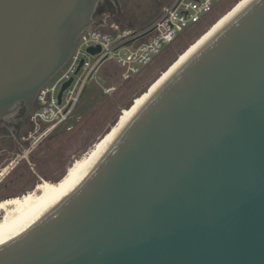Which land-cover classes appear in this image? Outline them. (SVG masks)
<instances>
[{
  "label": "water",
  "instance_id": "95a60500",
  "mask_svg": "<svg viewBox=\"0 0 264 264\" xmlns=\"http://www.w3.org/2000/svg\"><path fill=\"white\" fill-rule=\"evenodd\" d=\"M102 1L0 0V127L100 12L128 23ZM0 264H264V0L195 45Z\"/></svg>",
  "mask_w": 264,
  "mask_h": 264
},
{
  "label": "rangeland",
  "instance_id": "374dc122",
  "mask_svg": "<svg viewBox=\"0 0 264 264\" xmlns=\"http://www.w3.org/2000/svg\"><path fill=\"white\" fill-rule=\"evenodd\" d=\"M127 24H116L111 15L99 13L104 23L100 29L112 32L118 27L143 28L159 14L170 0H116ZM239 0L214 2L215 9L197 24L178 32L170 44H163L152 61L141 66L139 72L123 80L114 61H107L103 69L111 70V76L99 75L102 85L113 86L114 90L104 93L95 83H88L72 114L47 138L37 143L7 174L0 179V199L21 196L32 191L42 181L56 182L66 168L84 155L117 122L119 117L136 101L149 85L223 14ZM98 19V16H96ZM96 26V25H95ZM1 167V166H0Z\"/></svg>",
  "mask_w": 264,
  "mask_h": 264
},
{
  "label": "built area",
  "instance_id": "2783aa9c",
  "mask_svg": "<svg viewBox=\"0 0 264 264\" xmlns=\"http://www.w3.org/2000/svg\"><path fill=\"white\" fill-rule=\"evenodd\" d=\"M222 0H170L162 7L151 24L144 28L116 26L107 32L97 26L86 29L77 39L64 66L42 86L28 114V129L22 140L29 149L47 138L68 120L88 83H95L104 93L113 86L102 85L99 75L107 61H114L120 77L128 80L141 66L152 61L163 44H170L177 33L189 28L209 15ZM88 48L98 51L90 53ZM70 80L58 94L62 85Z\"/></svg>",
  "mask_w": 264,
  "mask_h": 264
},
{
  "label": "bare ground",
  "instance_id": "6f19581e",
  "mask_svg": "<svg viewBox=\"0 0 264 264\" xmlns=\"http://www.w3.org/2000/svg\"><path fill=\"white\" fill-rule=\"evenodd\" d=\"M244 0H239L230 10L183 50L177 58L141 93L136 101L119 117L117 122L84 155L75 159L56 182L42 180L32 191L0 201V243L9 240L43 217L95 164L100 160L119 132L145 104L156 88L168 76L179 61L197 45L212 29ZM8 169H4L0 176Z\"/></svg>",
  "mask_w": 264,
  "mask_h": 264
},
{
  "label": "flooded vegetation",
  "instance_id": "af4514ba",
  "mask_svg": "<svg viewBox=\"0 0 264 264\" xmlns=\"http://www.w3.org/2000/svg\"><path fill=\"white\" fill-rule=\"evenodd\" d=\"M102 7L109 11L114 10L111 0H103L97 7V14ZM27 118L25 107L21 104L15 113L2 120L0 127V174L4 169H8L5 173L7 174L21 160L26 159V155L32 151L29 149L28 142L22 140L28 129ZM4 175L0 176V179ZM6 198L10 197L7 196L4 199ZM2 200L0 199V201Z\"/></svg>",
  "mask_w": 264,
  "mask_h": 264
},
{
  "label": "crops",
  "instance_id": "0c3cea01",
  "mask_svg": "<svg viewBox=\"0 0 264 264\" xmlns=\"http://www.w3.org/2000/svg\"><path fill=\"white\" fill-rule=\"evenodd\" d=\"M156 17H157V16H155V18H156ZM155 18H154V19H155ZM154 19H153V20H154ZM153 20H152V21H153ZM152 21H150V22L148 23V25L151 24ZM148 25H147V26H148ZM145 27H146V26H145ZM143 28H144V27H143ZM101 73H102V74H105V76H107V77L112 75V71H111V70H104L103 68H102V70H101ZM101 73H100V74H101Z\"/></svg>",
  "mask_w": 264,
  "mask_h": 264
}]
</instances>
